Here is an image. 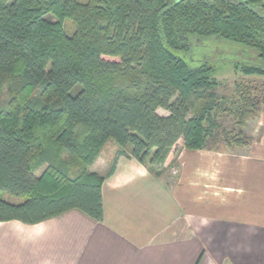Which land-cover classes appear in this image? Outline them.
<instances>
[{
    "label": "trees",
    "instance_id": "16d2710c",
    "mask_svg": "<svg viewBox=\"0 0 264 264\" xmlns=\"http://www.w3.org/2000/svg\"><path fill=\"white\" fill-rule=\"evenodd\" d=\"M223 41L256 60L236 69L264 78V0H0V192L20 199L0 196V223L73 210L102 222L106 176L90 167L109 140L108 176L124 155L162 177L180 141L249 144L243 128L264 106V84L221 96L214 67L186 60Z\"/></svg>",
    "mask_w": 264,
    "mask_h": 264
},
{
    "label": "crops",
    "instance_id": "0c3cea01",
    "mask_svg": "<svg viewBox=\"0 0 264 264\" xmlns=\"http://www.w3.org/2000/svg\"><path fill=\"white\" fill-rule=\"evenodd\" d=\"M256 120L231 150L180 141L175 176L124 155L108 176L118 146L104 149L90 167L106 176L102 222L73 210L0 223V264H264V111Z\"/></svg>",
    "mask_w": 264,
    "mask_h": 264
},
{
    "label": "rangeland",
    "instance_id": "374dc122",
    "mask_svg": "<svg viewBox=\"0 0 264 264\" xmlns=\"http://www.w3.org/2000/svg\"><path fill=\"white\" fill-rule=\"evenodd\" d=\"M80 1H86V0H80ZM49 19L52 21H56V18L52 16L49 17ZM64 27H65V32L69 36L73 35L76 30L75 24L71 20H66ZM186 60H188L191 63V65H201L205 61H207L209 66L214 67L215 69L214 77L218 79L221 83V86L218 89V93L221 96H226L228 98L234 97L236 94L235 90L237 84H244V85L252 84L254 86H259V87L264 84V78L257 76H245L238 69L235 68L236 64L238 65L256 64V60L253 58V55L250 54L249 51L243 48L241 45L240 46L233 45L229 42H224V41L222 43H219V45H217L215 42L214 44L213 43H209V44L205 43L204 45L200 44L193 47L192 52L186 57ZM262 111H264V106L261 109V112ZM159 113L165 115L167 112L164 110H159ZM256 119L257 118L248 121L247 125L243 128L245 134L250 138H252L251 132L253 131L252 130L253 126L255 123H257ZM221 123H223V126L227 130H230L231 128L234 127L233 118L230 116L223 117ZM224 144L225 143L223 141L219 144L221 150H231L233 148L240 147V146H233L230 149H227V147ZM113 147H117V144L115 143L114 140H109L103 147L102 151L104 149L110 151ZM170 170L173 172L174 176L179 172L178 166L174 164L169 169V171ZM0 196L10 202L20 201L19 198L11 197L9 194L3 191L0 192Z\"/></svg>",
    "mask_w": 264,
    "mask_h": 264
},
{
    "label": "built area",
    "instance_id": "2783aa9c",
    "mask_svg": "<svg viewBox=\"0 0 264 264\" xmlns=\"http://www.w3.org/2000/svg\"><path fill=\"white\" fill-rule=\"evenodd\" d=\"M175 172H176V170H175Z\"/></svg>",
    "mask_w": 264,
    "mask_h": 264
}]
</instances>
